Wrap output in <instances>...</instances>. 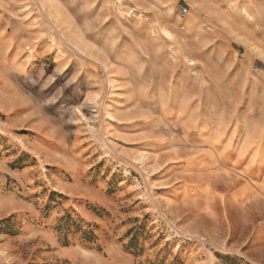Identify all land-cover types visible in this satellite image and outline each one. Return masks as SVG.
<instances>
[{
	"label": "rangeland",
	"instance_id": "374dc122",
	"mask_svg": "<svg viewBox=\"0 0 264 264\" xmlns=\"http://www.w3.org/2000/svg\"><path fill=\"white\" fill-rule=\"evenodd\" d=\"M0 264H264V0H0Z\"/></svg>",
	"mask_w": 264,
	"mask_h": 264
},
{
	"label": "built area",
	"instance_id": "2783aa9c",
	"mask_svg": "<svg viewBox=\"0 0 264 264\" xmlns=\"http://www.w3.org/2000/svg\"><path fill=\"white\" fill-rule=\"evenodd\" d=\"M180 12L182 15H185L188 12V8L186 6H180Z\"/></svg>",
	"mask_w": 264,
	"mask_h": 264
}]
</instances>
